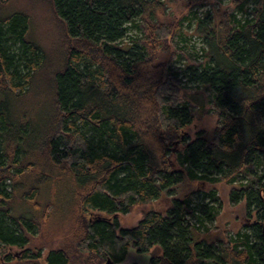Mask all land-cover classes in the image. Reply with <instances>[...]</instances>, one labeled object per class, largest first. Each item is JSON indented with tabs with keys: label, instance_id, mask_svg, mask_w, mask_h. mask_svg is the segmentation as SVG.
Listing matches in <instances>:
<instances>
[{
	"label": "trees",
	"instance_id": "obj_1",
	"mask_svg": "<svg viewBox=\"0 0 264 264\" xmlns=\"http://www.w3.org/2000/svg\"><path fill=\"white\" fill-rule=\"evenodd\" d=\"M214 1L220 20L161 22V0H0V264H42L59 239L45 264H121L131 249L149 264H264V0ZM37 4L60 33L50 71L32 37ZM186 21L203 42L193 65ZM40 85L44 105L32 102ZM187 88L201 97L183 99ZM208 113L213 133L192 139ZM185 182L237 184L229 202L246 204L249 224L215 235L222 203L193 191L120 226Z\"/></svg>",
	"mask_w": 264,
	"mask_h": 264
},
{
	"label": "rangeland",
	"instance_id": "obj_2",
	"mask_svg": "<svg viewBox=\"0 0 264 264\" xmlns=\"http://www.w3.org/2000/svg\"><path fill=\"white\" fill-rule=\"evenodd\" d=\"M161 3L163 6L158 12V18L161 22L173 21L174 19L181 21L184 17H187L190 13L195 11L199 15L211 13L216 17L217 20H220L225 10V6H223L224 4H218V2H215L214 0L213 2H209L200 8H196L195 5H188L187 0H161ZM30 9L31 10L29 11L32 13L33 17L32 37L49 57L51 67L47 68V70L50 71V69L54 68V59H57L58 53L60 51L58 44L59 42L57 40L60 37L58 26L55 24L51 14L46 9H44L41 4H37L35 8L30 7ZM183 27L184 37L188 39L186 43L181 41V38H178L180 47L185 48L184 51L186 55L184 56L183 61L185 64L193 65L196 58V60L202 61L201 49L203 42L201 39L197 38L194 33V28L191 27L187 21ZM132 33L135 35L134 32ZM37 90V93H34L32 102L40 100V97L42 96V102L44 105V103H46L45 88L43 85H40L38 86ZM194 93L195 92L190 91L189 88H187V90H182L181 96L183 99H189L191 102L192 95L196 98L201 97V95L194 96ZM204 100L205 103L207 102L206 109L208 111L210 107L208 105L206 96ZM41 104L38 107L41 109V111L37 114L43 113L45 111L47 104L44 107ZM42 118L43 117H41L40 120H42ZM217 121L218 116L215 113H208L200 117L197 116L193 124L186 131L189 133L192 139H195L200 132L213 133L217 126ZM172 159L174 163H176V153L173 155ZM238 187L239 186L237 184L229 185L226 182H220L216 184H211L209 182H185L174 188L172 193H164L162 197H160L158 200H155L153 203L138 205L133 208L129 214H120L118 217L119 224L122 228L133 227L144 216V214L150 210H155L161 212L162 214H166L167 211L172 207L173 201L175 199H182L185 197V195L190 194L193 191L196 192V196H199L201 193H209L214 191L217 193V197L222 203V210L218 218L212 224L214 228L213 233L226 238L228 235H235L239 231H242L244 226L248 225L250 222L247 218L248 213L245 203H240L237 206H231L229 202V196L232 189ZM62 244L63 240L59 239L55 243H51L49 246H47L43 252V258L40 262L45 264L49 252L51 250L60 248ZM7 252L12 253V255L19 259L22 250L10 248L7 250ZM132 257H135L136 260H138V264H149L150 257L148 255H139L134 249L130 250L126 264H131Z\"/></svg>",
	"mask_w": 264,
	"mask_h": 264
},
{
	"label": "water",
	"instance_id": "obj_3",
	"mask_svg": "<svg viewBox=\"0 0 264 264\" xmlns=\"http://www.w3.org/2000/svg\"><path fill=\"white\" fill-rule=\"evenodd\" d=\"M128 256H129V255H128ZM127 259H128V257H127ZM127 259H126L123 263H121V264H126ZM137 261H138V260H136L135 257H132L131 264H135V263H137ZM129 263H130V262H129ZM108 264H110V263L108 262Z\"/></svg>",
	"mask_w": 264,
	"mask_h": 264
}]
</instances>
